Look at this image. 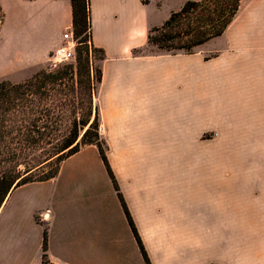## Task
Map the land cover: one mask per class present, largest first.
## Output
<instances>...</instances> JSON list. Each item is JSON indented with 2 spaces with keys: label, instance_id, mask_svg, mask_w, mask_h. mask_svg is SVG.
Wrapping results in <instances>:
<instances>
[{
  "label": "crops",
  "instance_id": "1",
  "mask_svg": "<svg viewBox=\"0 0 264 264\" xmlns=\"http://www.w3.org/2000/svg\"><path fill=\"white\" fill-rule=\"evenodd\" d=\"M185 1L90 0L99 134L150 264H264V0L191 53L149 44ZM0 5L49 46L72 26L70 0ZM44 224L54 264H146L93 144L5 197L0 264H40Z\"/></svg>",
  "mask_w": 264,
  "mask_h": 264
},
{
  "label": "trees",
  "instance_id": "2",
  "mask_svg": "<svg viewBox=\"0 0 264 264\" xmlns=\"http://www.w3.org/2000/svg\"><path fill=\"white\" fill-rule=\"evenodd\" d=\"M70 4L72 30L78 38L75 65L41 69L19 82L0 80V206L12 189L53 178L65 157L83 145L93 144L112 180L145 263L150 264L109 166L99 134L98 109L91 119V98L101 70L96 69L95 78L82 77L88 73L89 46L98 59L104 56L101 49L91 44L90 0H70ZM239 5L240 0H186L160 26L149 29L147 41L170 53H191L196 46L220 35ZM4 17L0 5V24ZM40 264H54L47 256L45 224Z\"/></svg>",
  "mask_w": 264,
  "mask_h": 264
},
{
  "label": "rangeland",
  "instance_id": "3",
  "mask_svg": "<svg viewBox=\"0 0 264 264\" xmlns=\"http://www.w3.org/2000/svg\"><path fill=\"white\" fill-rule=\"evenodd\" d=\"M176 7L175 2H170L159 9V13L155 16L157 23L163 22L169 10H174ZM4 13V21L0 24V80L19 82L38 70L50 69L48 61L50 50L58 44L60 39L49 46L47 43L51 40L50 37L44 40L38 31V18H25L21 23L20 18L16 17L10 9L4 10ZM30 22L32 25L28 26ZM97 60L98 54L93 52L88 59V73L83 74V78L88 76L91 79L95 78V71L99 68ZM94 94L91 98V119L97 109L94 104Z\"/></svg>",
  "mask_w": 264,
  "mask_h": 264
},
{
  "label": "built area",
  "instance_id": "4",
  "mask_svg": "<svg viewBox=\"0 0 264 264\" xmlns=\"http://www.w3.org/2000/svg\"><path fill=\"white\" fill-rule=\"evenodd\" d=\"M78 45V38L75 37L72 26L63 29L60 40L49 53L48 61L50 69L57 68L64 64L76 63V46ZM89 54L91 56V47L89 46ZM43 221L48 219V212L41 215Z\"/></svg>",
  "mask_w": 264,
  "mask_h": 264
}]
</instances>
